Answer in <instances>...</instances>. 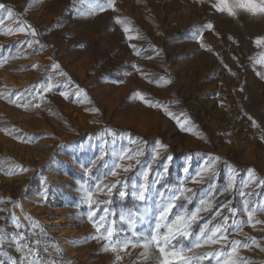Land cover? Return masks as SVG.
I'll return each instance as SVG.
<instances>
[{
  "label": "rangeland",
  "instance_id": "374dc122",
  "mask_svg": "<svg viewBox=\"0 0 264 264\" xmlns=\"http://www.w3.org/2000/svg\"><path fill=\"white\" fill-rule=\"evenodd\" d=\"M173 2L172 8L190 7L198 28L216 21L219 29L227 30L226 17L243 22V35L230 34L243 61L251 53L263 58L264 43L258 45L256 40L264 37V15L237 10L229 16L212 6L217 0ZM16 14L23 36H7L0 27V264H160L155 244L147 250L131 244L124 251L105 249L117 239L135 243L150 237L162 205L173 196L178 199L169 222L177 214L207 208L191 223L193 234L206 223L211 229L228 218L226 243L193 248L195 235L177 236L171 242L177 250L192 248L185 255L193 258L213 254L194 259L193 264L229 259L233 241L241 242L231 257L239 264H264L262 103L251 101L244 116L243 110L224 105L215 110L213 102L201 96L193 103L183 100L182 113L173 104L170 107L169 100L153 101L157 107H144L146 102L137 100L132 108L127 107V97L108 101L107 86L83 80L73 87L76 81L57 58L58 46L49 44L50 21L41 26L26 12ZM59 14L69 17V5ZM252 23L261 24L263 31L253 33L247 27ZM44 47L49 48L45 57H28L27 51ZM104 59L109 65L99 69L95 63L92 69L119 81L113 62L123 66V59L111 54ZM113 170L116 176L110 175ZM113 184L116 187L109 193L105 186ZM141 187L146 188L144 200L138 198ZM123 190L126 197L119 195ZM88 191L94 201L91 206ZM113 198L134 203L115 208ZM225 204L237 209L234 216ZM245 205L253 212L251 222ZM97 226H102L100 232ZM107 228L114 232L112 244L104 238ZM116 255L122 257L119 262Z\"/></svg>",
  "mask_w": 264,
  "mask_h": 264
},
{
  "label": "crops",
  "instance_id": "0c3cea01",
  "mask_svg": "<svg viewBox=\"0 0 264 264\" xmlns=\"http://www.w3.org/2000/svg\"><path fill=\"white\" fill-rule=\"evenodd\" d=\"M173 3L113 0L109 5V0H0L5 5L0 8V27L7 36H23L18 12H26L29 20L41 26L50 21L49 44L58 46L57 58L76 81L73 87L83 80L99 83L102 88L107 86L106 100L127 97L128 108L134 107L137 100L146 101L144 107H157L153 101L169 100L168 105L173 104L181 112L186 106L183 100L189 98L187 102L193 103L196 96L212 101L215 110L224 105L226 109L243 110L244 116H248L253 100L264 106V56L251 53L243 61L241 49L230 35L232 31L243 35V22L239 24L226 17L227 30L219 29L216 21H207L203 28H198L190 7L172 8L174 5H169ZM65 4L70 7L69 17L59 14ZM102 8L105 10L101 11ZM209 24L214 27L208 29ZM260 25L252 23L247 27L251 26L256 33L263 31ZM125 28L129 31L125 32ZM58 35L62 41H57ZM47 49L38 48L30 54L27 51V55L45 57ZM108 54L125 62L123 66L113 62L117 64L113 73L119 81L92 69L95 63L99 69L109 65L104 61ZM257 65L262 67L258 69Z\"/></svg>",
  "mask_w": 264,
  "mask_h": 264
},
{
  "label": "snow or ice",
  "instance_id": "6c2138e0",
  "mask_svg": "<svg viewBox=\"0 0 264 264\" xmlns=\"http://www.w3.org/2000/svg\"><path fill=\"white\" fill-rule=\"evenodd\" d=\"M113 3V0H109V5ZM218 12L221 13H227L229 16H235L237 13V10H243L248 13H251L252 15H264V0H217V2L212 5ZM5 5L0 4V8H4ZM105 9H101L103 11ZM8 15L11 16L12 12L9 11ZM119 22V20L117 21ZM214 26L209 24L207 25L208 29H212ZM125 32H128L129 29L125 28ZM33 34H35V31L33 29ZM132 38V37H130ZM202 38V34H201ZM256 43L259 45L261 43H264V37L257 38ZM58 68L59 65H56ZM135 67V66H134ZM139 70V69H137ZM51 88V85H49V89ZM62 96H65L67 98V93H61ZM140 99L143 100V96H140ZM146 102V101H145ZM251 119V117H249ZM255 123V121L253 122ZM131 159L132 157H128ZM116 168H119L120 165H115ZM130 167V166H129ZM129 168H125L124 171H128ZM110 175L116 176L117 172L113 170ZM147 175V173H145ZM119 183V181L117 182ZM109 193L111 192L112 188H115L116 185H106L105 186ZM229 188H231V185H229ZM97 190H99V186L97 187ZM227 190V189H226ZM183 191H190V189H182ZM146 188L141 187L138 198L140 200L146 199ZM119 195L121 197L127 196V191L123 190L119 192ZM135 195V193H134ZM178 199V196H173L170 202H168L166 205H162V209L158 214L157 222L155 225V228L153 230V233L150 237H144L142 240H138L137 242H132L130 240H123L120 241L117 239L114 246H111L110 249L105 250H111L113 252L118 251H124L129 247V244L132 245V247H143L144 249H148L153 244L156 245L160 257L161 262L160 264H193L194 259L197 260H203L207 256H212V253L206 254V256L196 257L193 258L191 256L185 255V252H191L192 248H180L177 250L174 245H172V241L177 238V236H182L184 238L191 237L195 235V243L193 244V248H200L203 245H215V244H221L222 242H227V231H228V218L224 217L223 224H217L213 228L209 229V225L206 223L202 227H200V230L198 233L193 234L189 229L191 227V223L197 218L198 213L201 210H207V208H198L196 211L192 212L190 215L186 213H180L175 216V219L171 222L168 221L169 213L172 211V209L175 207V202ZM87 200L89 202V205L91 206L94 201L92 198L91 191H88L87 193ZM203 203V202H202ZM223 207H227L229 213H231L233 216L236 214L237 209L229 207L227 204H225ZM245 211H247L249 222L252 220L253 212L248 211L247 205H245ZM221 213L217 212L216 215L219 216ZM91 218V217H90ZM99 220L104 221L105 216H100ZM17 227L19 225L17 224ZM102 226H97L96 231L100 232ZM161 228L165 229L163 232H161ZM114 237V232L111 228L106 229V236L104 237L107 241H109L110 244H112V240ZM94 239L97 237H93ZM23 239V237H21ZM253 243H255V238L252 240ZM241 246L240 241H233L232 242V248L231 252L229 254L230 258L225 260H217V264H239L237 259L231 258L234 256V254L237 252V247ZM243 247H248L247 244L242 245ZM258 246V245H257ZM22 250V249H18ZM217 256H220V253H216ZM116 261L119 262L122 257L120 255H116L115 257ZM13 264H16L15 261H13ZM246 264V262H245Z\"/></svg>",
  "mask_w": 264,
  "mask_h": 264
},
{
  "label": "trees",
  "instance_id": "16d2710c",
  "mask_svg": "<svg viewBox=\"0 0 264 264\" xmlns=\"http://www.w3.org/2000/svg\"><path fill=\"white\" fill-rule=\"evenodd\" d=\"M31 26H33L32 23H29ZM96 131H88L87 133H95ZM133 201H131L129 198H126V199H119V200H116L113 198V205L115 208H118L119 206H124V207H131L133 205Z\"/></svg>",
  "mask_w": 264,
  "mask_h": 264
}]
</instances>
